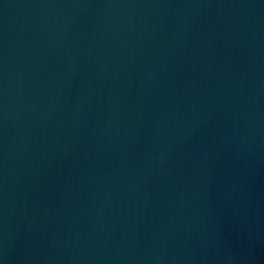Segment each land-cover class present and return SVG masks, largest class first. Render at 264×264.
Masks as SVG:
<instances>
[{"label":"water","instance_id":"1","mask_svg":"<svg viewBox=\"0 0 264 264\" xmlns=\"http://www.w3.org/2000/svg\"><path fill=\"white\" fill-rule=\"evenodd\" d=\"M0 264H264V0H0Z\"/></svg>","mask_w":264,"mask_h":264}]
</instances>
